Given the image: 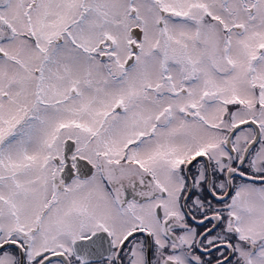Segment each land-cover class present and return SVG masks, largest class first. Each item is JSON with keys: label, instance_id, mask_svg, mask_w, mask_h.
Masks as SVG:
<instances>
[{"label": "snow or ice", "instance_id": "6c2138e0", "mask_svg": "<svg viewBox=\"0 0 264 264\" xmlns=\"http://www.w3.org/2000/svg\"><path fill=\"white\" fill-rule=\"evenodd\" d=\"M0 264H264V0H0Z\"/></svg>", "mask_w": 264, "mask_h": 264}]
</instances>
